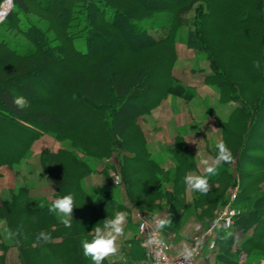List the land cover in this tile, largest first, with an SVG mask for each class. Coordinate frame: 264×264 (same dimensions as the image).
I'll return each instance as SVG.
<instances>
[{"label":"trees","instance_id":"16d2710c","mask_svg":"<svg viewBox=\"0 0 264 264\" xmlns=\"http://www.w3.org/2000/svg\"><path fill=\"white\" fill-rule=\"evenodd\" d=\"M184 28L185 45L203 55L208 71L200 70L202 82L214 88L215 104L231 106L217 126L218 141L234 159L210 177L207 193L184 183L187 174H203L185 130H176L170 143H150L139 123L168 97L187 103L197 95L195 86L173 73L175 43ZM100 41L115 46L97 51ZM20 80H26L22 89L14 85ZM17 96L26 97L28 107L18 109ZM42 136L57 147L43 146L35 159L55 188L54 199L73 195L71 227L49 212L52 201L18 183L0 198V264H7L11 247L17 250L16 264H42L41 250L55 245L74 257L72 264H89L82 241H90L94 226L116 211L127 212V220L131 210L171 219L160 228L170 237L190 218L212 220L236 183L234 224L215 229V248L205 260L259 264L264 258V0H12L0 22V167L30 162ZM218 141L209 148L211 157ZM93 174H101L105 184H87ZM6 228L18 235L6 239ZM41 232L51 241H37ZM141 242L139 236L128 238L132 245Z\"/></svg>","mask_w":264,"mask_h":264},{"label":"rangeland","instance_id":"374dc122","mask_svg":"<svg viewBox=\"0 0 264 264\" xmlns=\"http://www.w3.org/2000/svg\"><path fill=\"white\" fill-rule=\"evenodd\" d=\"M162 0H156V2H160ZM2 3V2H1ZM0 3V4H1ZM7 7V8H6ZM9 8L8 0L2 7L3 11H6ZM186 29H181V33L179 37H177V41L175 43L176 53H177V60L174 65L173 73L176 77L181 79L188 85L195 86L196 96L192 97L187 103H185L182 99H175L168 97L162 101V103L155 108L150 114L143 116L139 123L147 140L150 143H157L159 141L156 140V133H158V128L160 129L162 126L164 128L162 134L172 135L178 129H184L186 131L188 147L192 149L195 154L203 153L201 158H208L211 157L209 153V148H211L212 144L218 141L220 135L218 133V126L217 120L223 119L228 115L231 110L230 105H217L216 103V93L212 86L203 84L202 82V75L203 70L207 72L206 64L203 59V55L197 54L194 50L188 48L184 43V36H185ZM99 47L97 51H104L105 47H114L115 43L112 41L104 42L100 41ZM63 62V61H62ZM61 62V63H62ZM54 72V68L51 69ZM37 73V72H36ZM34 73V74H36ZM45 80V79H44ZM26 84V80L16 81L14 83L15 87L18 89H22ZM35 95L33 93L31 96ZM30 97V95H27ZM137 103H134L136 105ZM158 130V131H157ZM186 141V140H185ZM42 142L39 140L35 146V149H38ZM167 143V142H164ZM187 144V143H186ZM206 148V149H205ZM204 149L207 150V153L204 152ZM29 160L30 162L22 161L20 164H34L35 166H39L35 159V156ZM198 158V156H197ZM22 166V165H20ZM14 171V170H13ZM12 171V172H13ZM37 175V174H36ZM17 181L19 184L26 183L28 178L23 172V169H19L16 171ZM35 179V181H37ZM17 183V184H18ZM237 184V183H236ZM239 191V186L237 189V193ZM230 193L228 190L227 196ZM216 211V210H215ZM214 211V213H215ZM160 215H154L151 218L159 217ZM145 217V216H144ZM147 220H151V218L145 217ZM138 219V217H137ZM198 222V221H197ZM130 228V227H129ZM134 230L135 227H132ZM136 234L135 236H139L137 227L135 229ZM244 236V235H243ZM169 244L173 245V239L170 237H166ZM239 238H242L240 235ZM171 247V246H170ZM41 253V260L40 263L42 264H72L74 263V257L67 254L65 255L64 251L65 248L55 245L51 247L49 250L48 248H43ZM171 251V249H170ZM49 252H52L49 254ZM13 255V254H11ZM8 256V254H7ZM146 258V252H145ZM144 258V260H145ZM10 258H7V262ZM12 261V259H10ZM106 260V259H105ZM264 260V258L260 259ZM143 262V261H142ZM140 262V264H142ZM104 262H102L103 264ZM89 264H93L90 261ZM107 264V261L106 263ZM117 264V263H115Z\"/></svg>","mask_w":264,"mask_h":264},{"label":"clouds","instance_id":"9594fccd","mask_svg":"<svg viewBox=\"0 0 264 264\" xmlns=\"http://www.w3.org/2000/svg\"><path fill=\"white\" fill-rule=\"evenodd\" d=\"M254 66L259 68V61H254ZM14 105L18 109H25L29 105V101L24 96H17L13 99ZM217 149L214 157L199 158L198 166L202 167L203 174H187L184 177V183L188 189L207 193L209 191V179L212 176L218 175L220 167L224 164H231L233 162V154L231 149L226 145L223 140L215 144ZM199 156V153L197 154ZM74 197L71 193L57 197L52 201L49 212L56 214L65 227H71V217L74 210ZM128 213L125 211H116L114 216L106 218L102 222V226L96 225L92 229V239L82 241V249L85 257L91 259L93 264H102V262L109 256L115 255L118 251L117 240L124 232V224L127 220ZM158 227L163 228L166 225H171V219L164 218L156 221ZM6 233L5 238L8 240L13 239L18 233H14L10 229L4 230ZM49 233L41 232L37 236V241L45 243L51 241ZM19 241H17L18 243ZM185 258L191 256V251L185 247ZM264 264V260L260 261Z\"/></svg>","mask_w":264,"mask_h":264},{"label":"crops","instance_id":"0c3cea01","mask_svg":"<svg viewBox=\"0 0 264 264\" xmlns=\"http://www.w3.org/2000/svg\"><path fill=\"white\" fill-rule=\"evenodd\" d=\"M159 130V131H158ZM158 133H156V140L159 142H167L170 143L172 140V135L168 134H162L164 128L163 126L159 129ZM185 131V140L187 142V137ZM41 140L42 142L40 147L38 149H35L36 143ZM38 141L35 142L32 148L33 155H37L41 148L49 147L51 149H54L57 147V144L53 141L52 138L48 136H42ZM206 149V148H205ZM204 149V152L207 153V150ZM203 153H200L198 156V159L201 158ZM197 156V155H196ZM22 165V166H20ZM200 170L203 171L202 167H200ZM19 169H23L24 174L28 178V181L26 182L31 187V192L35 196H40L43 198H46L49 202L55 200L53 197V194L55 192V188L50 183L44 173V171L38 166H35L34 164H19L13 168L8 167L7 165H2L0 167V198H3L6 196V192L8 190H12L17 186V176L16 171L18 172ZM14 170V171H13ZM13 171V172H12ZM37 174V175H36ZM35 181V179H37ZM87 184H94V185H104L105 179L101 174H93L90 176L87 181ZM130 218L129 220H126L124 224V232L123 235L120 236L117 240V253L115 255H111L106 258L107 264H140L141 258H143V255H145V252L147 251V245L143 241L139 244H129L128 238L131 236L137 235L136 234V227L138 225L137 215L134 210H131L129 212ZM161 219V215L159 216ZM197 221L193 219H189L187 223L182 227V229L173 235H171V239H173V245L171 246V253L172 254H178L180 253L185 247L188 246L190 242V236L192 233V227ZM130 227V228H129ZM132 227H135L133 230ZM138 237V236H137ZM131 250H134L132 252ZM8 256H6V263L7 264H16L18 262L17 259V250L14 247H11L7 251ZM13 254V255H11ZM129 254V255H127ZM142 256V257H141ZM12 259V261L9 259L7 262V258ZM205 257H207V251L203 252V256H201L196 264H208L205 260ZM260 264V262H259Z\"/></svg>","mask_w":264,"mask_h":264},{"label":"built area","instance_id":"2783aa9c","mask_svg":"<svg viewBox=\"0 0 264 264\" xmlns=\"http://www.w3.org/2000/svg\"><path fill=\"white\" fill-rule=\"evenodd\" d=\"M113 181L115 184L121 182L118 175H114ZM237 189V184L229 189L227 202L215 211V217L212 220L207 223L199 221L193 225L190 242L187 246V249L191 251V256H188L187 259L185 258L187 255L185 248L178 254L171 253L170 244L162 236L160 227L156 223L158 219H161L160 217L147 220L138 215V234L143 237V241L147 245L146 258L142 264H196L198 259L203 256L204 251H211L215 248V229L218 226L226 229L233 226L234 216L238 213V210L232 206ZM240 257L244 258V255L242 254Z\"/></svg>","mask_w":264,"mask_h":264},{"label":"bare ground","instance_id":"6f19581e","mask_svg":"<svg viewBox=\"0 0 264 264\" xmlns=\"http://www.w3.org/2000/svg\"><path fill=\"white\" fill-rule=\"evenodd\" d=\"M6 1L7 0H3L2 3L0 4V19L5 18L4 16H6L8 14V12L10 11V9L12 7V0H8L9 8L6 11H3L2 7H3V5L5 4Z\"/></svg>","mask_w":264,"mask_h":264}]
</instances>
